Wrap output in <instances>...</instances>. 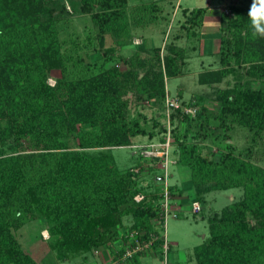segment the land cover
Returning <instances> with one entry per match:
<instances>
[{"label":"trees","instance_id":"16d2710c","mask_svg":"<svg viewBox=\"0 0 264 264\" xmlns=\"http://www.w3.org/2000/svg\"><path fill=\"white\" fill-rule=\"evenodd\" d=\"M184 9L186 25L195 33L204 24L207 7ZM230 10L232 14H222L230 34L220 40L224 68L206 73L207 82L222 80L233 62H245L262 84L218 89L214 117L224 143L207 154L193 140L210 132L204 126L203 118L210 114L202 95L191 101L199 106L195 116L176 108L169 117L171 147L178 152L173 165L189 171L186 185L174 182L170 189L185 208L210 190H243L240 198L209 218V233L194 247L193 264H264V164L250 155L253 146L241 152L229 141L234 124L248 129L253 138H264V38L253 35L249 7L232 4ZM72 11L90 15L97 30L92 38L100 45L107 33L125 43L133 29L167 20L162 0L132 8L129 0H0V264H39L16 233L38 218L45 222L40 227L47 225L49 245L60 260L90 253L101 242L117 248L114 260L124 252L129 231H139L140 240L162 233L158 202L163 181L151 190L141 178L151 159L138 147L141 166L121 169L112 149L130 147L137 135L164 138L167 128L160 117L170 93L166 78L182 73L185 50L171 43L162 58L160 46H154L151 57L144 58V43L124 59V70L90 62L81 53L75 58L63 51L57 18ZM54 69L62 74L52 85L48 77ZM128 89L159 106L160 114H131L124 97ZM138 193L146 195L141 202L134 198ZM125 216L131 219L128 227ZM162 244L160 236L151 250L122 264H142L140 257L150 252L164 258Z\"/></svg>","mask_w":264,"mask_h":264},{"label":"rangeland","instance_id":"374dc122","mask_svg":"<svg viewBox=\"0 0 264 264\" xmlns=\"http://www.w3.org/2000/svg\"><path fill=\"white\" fill-rule=\"evenodd\" d=\"M151 0H129V8L138 4L149 2ZM163 13L167 14V20L162 21L157 26L147 27L144 29H133L132 34L127 38L125 43H119L111 33L105 36V43L100 45L94 37L96 25L93 24L90 15L81 12H70L57 15L58 25L60 28L59 38L64 43L63 51L75 56L77 53L83 54L88 61L99 64L106 62L107 67L118 66L120 70L125 69L124 59H130L134 56L136 46L145 45L147 50L141 52V56L149 58L152 55V48L160 46V55L166 54L168 45L171 43L184 48V54L181 57L183 61L182 73L178 76L166 78V87L169 90L170 97H177L179 100H185L187 103L195 100L197 96L204 97V105L208 108L210 118H203L204 126L210 130L209 134L204 137L197 136L193 140L200 143L203 153L220 149L222 139V129L218 125L214 114L219 110V101L217 91L221 88L232 85L259 86L261 80L255 75L250 74V63L240 62L231 64L230 70L222 80L217 82H207L208 72L220 71L224 68L220 61V40L223 35L230 36L225 28L223 13L232 14L230 6L238 4L250 7L251 0H162ZM197 7H207L206 18L201 28H195V33L189 30L186 25V16L184 8L193 9ZM71 11L72 6L68 4ZM163 28L165 32H163ZM177 38V39H175ZM130 41V43H129ZM117 42V45L115 43ZM113 47L114 52H106L105 48ZM110 56V57H108ZM110 58V59H107ZM106 60V61H105ZM228 68V67H226ZM60 69H54L48 77V82L52 85L56 83V78L61 75ZM204 74V75H203ZM203 75V76H202ZM207 83H200L201 79ZM209 78V77H208ZM129 101L131 114L142 112L151 118L154 113L160 114L159 106L145 98L137 97L134 89H128L124 96ZM199 106H197V111ZM162 110V109H160ZM165 110V108H164ZM159 111V112H158ZM197 113V112H196ZM195 113V114H196ZM160 117L161 123L171 132L172 123L167 114ZM151 128L153 122H150ZM164 133H161V136ZM231 139L229 141L236 144L238 151H246V148L253 146L251 156L261 164H264V138L252 137V133L242 126L232 125L230 130ZM165 137V135H163ZM219 136V138H218ZM157 138V137H156ZM164 139V138H163ZM162 139V140H163ZM157 139L150 140L147 135H137L131 138V144H146L155 142ZM255 141V142H254ZM139 150L134 146H116L112 149L117 166L121 169L127 167L141 166L137 155ZM141 150V149H140ZM173 150V151H172ZM172 152H174L172 154ZM175 145L170 149V157L174 160L177 157ZM152 162L145 163L142 167V182L148 185V189H155L163 172L160 159L154 158ZM137 164V165H136ZM135 165V166H134ZM176 170V166L170 164V182H177L180 185H186L189 178V171L185 167ZM137 169V168H136ZM193 194V191H192ZM243 194L242 189L228 190H210L203 194V197L197 198L202 205V212L193 214L189 211L183 212L179 217H169L167 223V238L170 242L169 263L170 264H193L194 252L196 245L200 244L209 233V218L215 212H220L223 207L227 206L232 200L240 198ZM128 216V215H127ZM124 217L126 226H130L131 219ZM45 223L42 218L30 221L23 227L17 229L16 233L25 249L39 262V264H110L113 252L116 247L110 249L106 242L95 247L90 253L71 254L65 260L57 258L53 249L49 245L50 233L47 225L40 227ZM124 224V225H125ZM126 227V228H127ZM124 227V230L127 231ZM96 250L98 252H96ZM156 252V251H155ZM148 257H140L139 262L142 264H163L164 258L158 253H147Z\"/></svg>","mask_w":264,"mask_h":264},{"label":"built area","instance_id":"2783aa9c","mask_svg":"<svg viewBox=\"0 0 264 264\" xmlns=\"http://www.w3.org/2000/svg\"><path fill=\"white\" fill-rule=\"evenodd\" d=\"M176 108H182L185 113L190 114L192 116H195V113L197 112V105L191 103L183 105L182 100H179V98L177 97H170V95L167 94L166 114L168 118L170 117L171 110ZM171 144L172 136L170 130H168L163 140L157 139L155 140V142L131 145L137 148H141L140 152L145 158L152 160L154 158L159 157V162L162 165L163 172L162 176H160V179H162L163 181V187L161 190V199L158 202L160 208V216L158 220L160 222L159 227L162 228V233L160 234V236L163 237V264H168L169 260L168 252L170 249V242L167 238L166 231L169 217H179V214L182 211H189L193 214H199L202 210V205L198 200H192L189 208H185L182 198L178 197L177 195H174L171 192V175L169 172V166L170 164H174L176 162V160H173L170 157ZM134 198L137 202H141L146 198V195L144 193H138L135 195ZM139 234L140 232L137 230H132L128 232L129 239L125 243L124 252L117 258H114V260L111 259L110 264H122L126 260V258L132 257L138 252L151 250L153 243L160 238L159 235H152L151 237L149 236L148 239L140 240L137 237V235ZM96 252L98 251L96 250Z\"/></svg>","mask_w":264,"mask_h":264},{"label":"clouds","instance_id":"9594fccd","mask_svg":"<svg viewBox=\"0 0 264 264\" xmlns=\"http://www.w3.org/2000/svg\"><path fill=\"white\" fill-rule=\"evenodd\" d=\"M247 15L253 35L264 38V0H251Z\"/></svg>","mask_w":264,"mask_h":264},{"label":"crops","instance_id":"0c3cea01","mask_svg":"<svg viewBox=\"0 0 264 264\" xmlns=\"http://www.w3.org/2000/svg\"><path fill=\"white\" fill-rule=\"evenodd\" d=\"M142 257H148V256H141V258H142Z\"/></svg>","mask_w":264,"mask_h":264}]
</instances>
